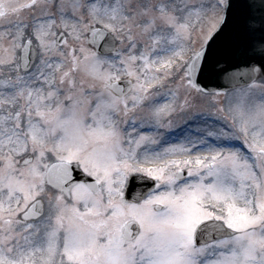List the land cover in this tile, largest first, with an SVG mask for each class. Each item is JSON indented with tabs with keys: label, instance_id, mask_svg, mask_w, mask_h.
<instances>
[{
	"label": "snow or ice",
	"instance_id": "snow-or-ice-1",
	"mask_svg": "<svg viewBox=\"0 0 264 264\" xmlns=\"http://www.w3.org/2000/svg\"><path fill=\"white\" fill-rule=\"evenodd\" d=\"M0 264H264V0H0Z\"/></svg>",
	"mask_w": 264,
	"mask_h": 264
}]
</instances>
